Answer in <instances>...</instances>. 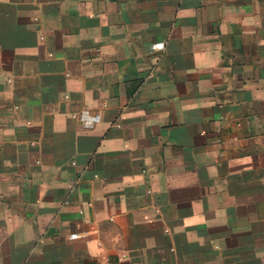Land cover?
Listing matches in <instances>:
<instances>
[{
  "label": "crops",
  "instance_id": "0c3cea01",
  "mask_svg": "<svg viewBox=\"0 0 264 264\" xmlns=\"http://www.w3.org/2000/svg\"><path fill=\"white\" fill-rule=\"evenodd\" d=\"M0 264H264V0H0Z\"/></svg>",
  "mask_w": 264,
  "mask_h": 264
},
{
  "label": "built area",
  "instance_id": "2783aa9c",
  "mask_svg": "<svg viewBox=\"0 0 264 264\" xmlns=\"http://www.w3.org/2000/svg\"><path fill=\"white\" fill-rule=\"evenodd\" d=\"M153 51H161L164 48V44L161 42L154 43L152 45ZM76 119L79 122V125L84 130H90L94 126H96L100 122V116L99 114H89L87 111L83 110L76 116ZM88 236V233L82 232V233H71L69 235L70 240H77L81 238H85Z\"/></svg>",
  "mask_w": 264,
  "mask_h": 264
}]
</instances>
